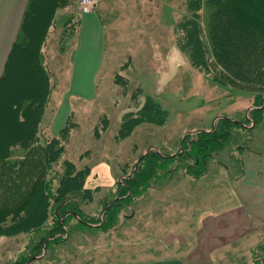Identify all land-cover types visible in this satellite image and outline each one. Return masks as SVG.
Returning a JSON list of instances; mask_svg holds the SVG:
<instances>
[{"label": "rangeland", "instance_id": "374dc122", "mask_svg": "<svg viewBox=\"0 0 264 264\" xmlns=\"http://www.w3.org/2000/svg\"><path fill=\"white\" fill-rule=\"evenodd\" d=\"M209 5L206 0L205 13ZM71 9L79 12V0ZM94 11L106 33L105 58L94 92L81 90L82 94L74 95L72 89V51L79 27L66 28V18L60 15L48 36L44 52L51 72V98L40 128L56 135L64 152L52 171L33 156L23 161L25 149L15 146L17 155L1 166L0 209L15 208L29 199L31 184L43 171L51 195L46 198V219L39 227L33 223L40 197L38 185L25 208L0 217V264L18 262L41 236L45 224L55 221L50 210L60 203L54 194L59 177L65 174L66 161L86 171L85 187L90 186L92 194L81 200L80 208L93 223L91 227L79 225L76 219H66L68 213L61 216L66 232L52 238L61 235L64 240L42 241L40 250L25 264H107L184 257L195 246L201 216L233 201L236 187L245 179V173H240L242 163L245 168L248 159L264 160V155L257 153L264 152V119L256 127L252 123L253 109L263 106L256 104L257 92L215 83L213 74L194 66L182 49L179 23L187 13L186 0H97ZM22 69L26 64H21L18 72ZM16 95L17 90L9 97ZM150 96L168 110L167 120L141 119L120 137L123 116L136 112ZM29 102L30 97L23 100L24 108ZM63 112H68L66 119ZM23 117L19 115L18 120ZM222 117L249 118L251 122L246 124L251 129L234 127L241 138L220 150L217 158L208 162L205 174L197 177L178 169L168 179L162 175L152 179L151 187L128 198V205H122L110 227H102L104 220L108 221L106 208L127 197L120 190L143 154L158 149L174 155L186 135L212 130ZM5 126L11 134L24 129L13 121ZM41 142H45L43 138ZM238 144L245 147L236 150ZM75 194V190L69 191L68 198ZM183 239L187 241L183 243ZM215 253L212 264H264V224Z\"/></svg>", "mask_w": 264, "mask_h": 264}, {"label": "trees", "instance_id": "16d2710c", "mask_svg": "<svg viewBox=\"0 0 264 264\" xmlns=\"http://www.w3.org/2000/svg\"><path fill=\"white\" fill-rule=\"evenodd\" d=\"M74 1H28L18 35L0 77V137L3 138L0 141V169L17 155V151H14L15 146L21 150L25 149L26 156L23 161L26 157L33 156L37 162L43 161L46 170L52 171L55 170V165L64 152L60 139L40 128L51 98V72L46 64L44 47L60 15L66 18V28L69 29L73 24L74 29L80 26L81 13L71 9ZM205 1L186 0L187 13L179 23L183 32L180 38L182 49L188 52L194 66L206 74H213L215 83L245 87L257 92L256 104L263 106L252 111V123L253 127H256L264 119V0H208L210 5L206 12L207 16ZM62 9H64L62 14L56 15V12ZM37 23L40 24L37 26ZM65 36L66 39L67 35ZM19 46L22 48L16 52ZM21 64H26V69L18 72ZM15 90L18 91V95L9 97ZM26 97H30L31 102L24 108L23 100ZM22 114L23 120L19 121L18 117ZM168 116V110L150 96L136 112H128L123 116L119 136L129 133L141 119L164 123ZM10 121L24 129L9 133L5 125ZM247 121L251 122L249 118L233 120L222 117L212 130L201 129L194 134L186 135L174 155H167L158 149L143 154L120 190L127 197L116 200L106 208L104 214L108 221L105 223L104 220L102 227H110L117 220L122 205L123 207L128 205L125 202L141 189L151 187L152 179L161 175L168 179L178 169L197 177L205 174L208 162L216 159L220 150L241 138L239 133L234 131V127L237 126L242 131L251 129L246 124ZM41 138L44 143L41 142ZM235 147L236 150H240L245 145L238 144ZM257 153L259 156L264 155V152ZM65 167V174L61 177L58 175L59 183L54 194L55 198L60 199L59 206L57 208L54 206L50 210L55 221L50 226L45 224L41 236L28 247V254H23L15 264H25L31 254L40 250L42 241L64 240L61 235L57 238L52 237L59 232H66L67 224L60 219L67 213L66 219L70 217L76 219L79 225L91 227L93 223L91 219H94L86 216L80 208L81 200L89 198L92 194V188L85 187L86 171L78 170L70 161L65 162ZM243 167L242 163L241 174L244 173ZM43 173L45 171L32 182V192L29 195L31 198L38 185L40 197L36 207L37 219L33 221L38 224L37 227L46 219L48 206L46 198L51 195L48 191L50 186L46 184ZM44 189L47 193H44ZM71 190H75L76 194L68 198ZM29 199L15 208L0 209V217L16 214L28 205Z\"/></svg>", "mask_w": 264, "mask_h": 264}, {"label": "crops", "instance_id": "0c3cea01", "mask_svg": "<svg viewBox=\"0 0 264 264\" xmlns=\"http://www.w3.org/2000/svg\"><path fill=\"white\" fill-rule=\"evenodd\" d=\"M28 1L0 0V77L18 35ZM105 35L102 21L95 11L81 14L71 60L74 95L82 94L81 90L89 93L96 90V76L105 58ZM67 114L63 112L62 117H67ZM53 128L56 132V120ZM244 165L245 179L236 187L233 201L201 216L195 246L184 257L172 255L107 264H212L216 250L247 238L259 225L264 224V160L248 159ZM186 241L183 239V243Z\"/></svg>", "mask_w": 264, "mask_h": 264}, {"label": "built area", "instance_id": "2783aa9c", "mask_svg": "<svg viewBox=\"0 0 264 264\" xmlns=\"http://www.w3.org/2000/svg\"><path fill=\"white\" fill-rule=\"evenodd\" d=\"M97 4V0H79V10L84 14L91 13Z\"/></svg>", "mask_w": 264, "mask_h": 264}]
</instances>
